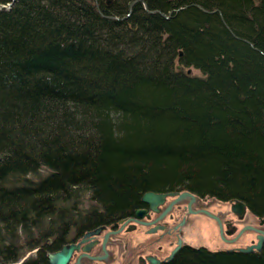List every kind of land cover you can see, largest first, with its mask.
Wrapping results in <instances>:
<instances>
[{
    "label": "trees",
    "instance_id": "trees-1",
    "mask_svg": "<svg viewBox=\"0 0 264 264\" xmlns=\"http://www.w3.org/2000/svg\"><path fill=\"white\" fill-rule=\"evenodd\" d=\"M171 190L264 216V0H0V264Z\"/></svg>",
    "mask_w": 264,
    "mask_h": 264
},
{
    "label": "flooded vegetation",
    "instance_id": "flooded-vegetation-1",
    "mask_svg": "<svg viewBox=\"0 0 264 264\" xmlns=\"http://www.w3.org/2000/svg\"><path fill=\"white\" fill-rule=\"evenodd\" d=\"M182 191L184 190L158 191L159 193H164L165 196L163 197L164 201L156 205L155 208L152 206L151 203L143 201L141 197V201H142L141 205L139 207H136L130 214H127L124 217L119 218L115 223L102 224L94 228H89V229L84 230L81 234L78 235L80 237V238L78 237V239L87 240L86 243L88 244V246L87 248H84V249L80 248V251L78 255L76 256L75 260H71L70 264H113L112 262L115 259L114 253L110 254L107 246H110V244L118 242V237H114V236H118L119 233H123L125 231L127 232H129L130 230L133 231L134 229L138 228V226H142L141 227L142 229L140 228L138 232L142 230L144 233H147V232L154 233L153 229L155 227H158L159 229H162L163 227H165L164 220L168 216H174L173 215L174 211L176 214L180 215L179 216L180 220L179 218H177L174 224L175 232L177 231L178 232L176 234V239H175V243L173 247L178 244L179 236L183 232V227L188 222L187 214H190V213H191L190 215L194 213L203 214L209 217L210 219H212L213 221H215L218 225L219 235L221 232L220 230V224H221L223 234L226 238L225 241L232 244V246L239 244L242 241V238H244V236L247 233H254V232L258 233L257 229L264 228L263 216L256 215L250 210L248 206L247 208L243 209L242 213L240 214L239 212H237V210L240 209V206L236 203L237 201L235 199L227 200L228 205L230 206V211H231L230 213H232L233 216H225L222 214V212H219V211L214 212L211 206H209L210 203L217 201L216 199L209 197V196H201V195H198L192 192L195 198L193 199L191 203V207L194 209L195 212L194 213L190 212L189 202L191 200V196H185L178 200L179 193H181ZM173 201H176V202L173 203L171 209L162 218L158 219L159 215ZM139 209L145 210L144 215L141 217H138L136 214L137 210ZM203 210H209L211 213L217 216L218 219L214 216L212 217L209 216ZM251 213L257 217L256 221L253 219H250ZM249 225L250 227L246 228V226H249ZM98 228H99V231L95 232V230ZM108 231H116V232H113L108 236L106 244H105V246L107 245L106 246L107 254L105 258H101V256L104 255L103 243H104L105 233ZM102 232H103V235L100 236L101 237L100 242L98 241L100 237L97 238L96 240H92L93 237H96V235H101ZM154 234L156 235L159 234L161 235V237L163 236L162 232L154 233ZM139 235H142L143 238L138 241L144 242L146 240V236H144L143 233H140ZM253 240H258V239L257 237L252 238L250 243H252ZM74 241H78V240L73 239L71 241H67L66 243L74 242ZM92 241L98 242V244L95 245L96 248H94L95 246H91L89 248V245L91 244ZM64 244L65 243H63L61 246H63ZM184 245H187V244L183 243L182 247ZM263 245H264V242H263ZM229 248H235V247H227V249ZM82 254H86V255L82 256L79 260V256H81ZM149 256H155L159 259L164 258V257H161V254L157 252L147 253V254H142V255L140 254L139 256H137L138 262L136 264H150ZM132 261L133 259L130 257L127 259L125 264H132Z\"/></svg>",
    "mask_w": 264,
    "mask_h": 264
},
{
    "label": "rangeland",
    "instance_id": "rangeland-1",
    "mask_svg": "<svg viewBox=\"0 0 264 264\" xmlns=\"http://www.w3.org/2000/svg\"><path fill=\"white\" fill-rule=\"evenodd\" d=\"M192 73L197 74L199 73L196 69L192 71ZM44 170H42L41 173H43ZM30 179H38L39 175L37 174H31L28 176ZM159 193L158 191H154ZM214 201L210 203L209 206H211L212 210L214 212H222L225 216H233L232 213H230V206L228 205L227 200H219ZM194 213V212H193ZM191 214V213H190ZM187 214V224L183 227V232L179 236V239L182 238L184 241L192 242L198 245L202 246H209L212 249L217 248H223V247H241V246H247L251 245L257 242V240H253L252 238L258 239L259 233H247L244 238H242V241L239 244H236L232 246V244L226 242L223 237V231H222V225L220 224V235L218 231V225L215 221L207 217L203 214ZM174 216H168L165 221V227L162 229H159L158 227H155L153 229L154 233L162 232L163 236L159 234L154 233H144L140 228L142 226H138V228L134 229L133 231L130 230L129 232L125 231L123 233H119L118 236V242H115L113 244H110V246H107L110 254L114 253L115 259L112 262L113 264H125L128 258H132V264H136L138 262L137 256L140 254H147V253H154L157 252L161 254V257H165L170 252L171 248L173 247L176 239V234L174 229V224L179 218L180 215L176 214L175 211L173 212ZM253 216V217H251ZM250 219L257 220V217L251 213ZM256 218V219H255ZM140 225V224H139ZM142 229V228H141ZM264 229V228H263ZM71 237L69 239H65V241H71L73 239H76L78 241H74L71 243H78L81 249L87 248L88 244L86 243L87 240L78 239V233L75 231V228L71 229L69 232ZM140 233H143L144 236H146V240L144 242H140L138 240H141L143 237L142 235H139ZM103 235V232L101 235H96V237H93L92 240H96L100 236ZM139 235V236H138ZM221 236V237H220ZM247 236V237H246ZM25 237L19 238V262L26 263L27 261H30L32 259H35L34 256H36L37 251L39 250V247L30 248L28 244L24 240ZM80 238V237H79ZM244 239V240H243ZM101 237L98 239L100 242ZM66 245H69V243H65ZM98 242L92 241L89 245V248L91 246L97 245ZM162 246H161V245ZM96 248V246L94 247ZM29 249V250H28ZM54 251V250H53ZM107 251V249H106ZM50 253V252H49ZM105 253V252H104ZM52 254V253H51ZM78 255V251H76L73 255L72 260H75L76 256ZM23 263V264H24Z\"/></svg>",
    "mask_w": 264,
    "mask_h": 264
},
{
    "label": "water",
    "instance_id": "water-1",
    "mask_svg": "<svg viewBox=\"0 0 264 264\" xmlns=\"http://www.w3.org/2000/svg\"><path fill=\"white\" fill-rule=\"evenodd\" d=\"M185 195H191L192 196V199L190 201L189 204H191V202L193 201L194 199V196L193 194H191L190 192L188 191H185L183 193H181L179 195V198H182L184 197ZM163 196L164 194L162 193H157V192H154V191H147L143 196H142V200L143 201H146V202H150L152 205H156L157 203H159L162 199H163ZM173 203V202H172ZM238 204L239 206L243 209L245 208L246 204L245 202L243 201H238ZM170 207H168L166 210H168ZM191 210V209H190ZM192 211V210H191ZM166 212V211H165ZM163 212V214L165 213ZM205 212L211 216H214L217 218V216H215L214 214L210 213L209 211L205 210ZM162 214V215H163ZM137 215L139 216H142L143 215V210H137ZM263 234H264V231H261ZM263 241H264V236L262 235H259V242L255 245H251V246H248L246 248H240L239 250L241 251H244V252H248V251H253L254 248H257V249H261L262 247V244H263ZM75 247H79L78 245L74 244V243H71L69 245H64L62 247V249L56 251V252H53L52 254L50 253L49 254V262L51 264H67V262L69 261L70 257H71V254L73 253ZM180 247V245L175 248L171 254V257L173 256V254L178 250V248ZM152 263L155 264L156 261L154 259H152Z\"/></svg>",
    "mask_w": 264,
    "mask_h": 264
},
{
    "label": "bare ground",
    "instance_id": "bare-ground-1",
    "mask_svg": "<svg viewBox=\"0 0 264 264\" xmlns=\"http://www.w3.org/2000/svg\"><path fill=\"white\" fill-rule=\"evenodd\" d=\"M145 193H146V192H145ZM145 193H144V194H145ZM139 210H140V209H139ZM123 217H124V216H123ZM158 219H159V218H158ZM217 219H218V217H217ZM177 232H178V231H177ZM68 233H69V232H68ZM69 234H70V233H69ZM28 250H29V249H28Z\"/></svg>",
    "mask_w": 264,
    "mask_h": 264
}]
</instances>
